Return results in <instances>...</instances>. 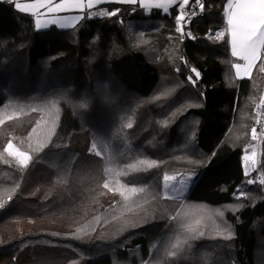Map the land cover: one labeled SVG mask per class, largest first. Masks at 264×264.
Wrapping results in <instances>:
<instances>
[{
    "label": "trees",
    "instance_id": "1",
    "mask_svg": "<svg viewBox=\"0 0 264 264\" xmlns=\"http://www.w3.org/2000/svg\"><path fill=\"white\" fill-rule=\"evenodd\" d=\"M16 1L0 0V264H264V46L238 78L228 0L188 26L178 6L113 2L41 29ZM184 170L193 184L165 195Z\"/></svg>",
    "mask_w": 264,
    "mask_h": 264
},
{
    "label": "snow or ice",
    "instance_id": "2",
    "mask_svg": "<svg viewBox=\"0 0 264 264\" xmlns=\"http://www.w3.org/2000/svg\"><path fill=\"white\" fill-rule=\"evenodd\" d=\"M9 2H14V0H9ZM103 2V0H97V3ZM124 2L133 3L135 0H124ZM46 3V0H45ZM188 0H182L181 3V12L180 15L176 17L177 23L185 19L184 13L182 11L183 5L187 4ZM196 4H200V0H195ZM41 7L40 3H31V4H19L15 3V8L21 12L28 13L31 9H38ZM85 5L80 3H72L70 5H65L63 3L58 4L55 8L48 6V11H61V10H80L83 11ZM88 8L93 7V0H88V4L86 5ZM147 7V5H145ZM153 7L163 8L162 4H154ZM228 8L233 9L234 11H227V24L229 26L231 32V52L234 56L242 57L246 62L245 65L236 64L235 68L239 71L243 68L245 72L252 66V62L258 58L259 48L264 46V0H243V2H237L233 5L232 0H229ZM203 10V6L201 5V11ZM167 12V9H164ZM111 15H116V12H112ZM89 18H92L91 16ZM52 24H56V20L51 21ZM37 29L47 28L49 27L48 23L41 24L40 20H36ZM177 32L182 33L181 28L176 29ZM217 39H223L224 32H216L214 34ZM191 36V33H189ZM196 74L199 78L200 73L196 71L195 68L191 70ZM187 79L193 85L196 84L195 80H192L191 76H188ZM167 121H165V124ZM131 124H128V127H131ZM255 133V130H253ZM9 155L17 157L19 159V163L23 166H27L28 162L31 160V156L19 150H14L13 145L11 143L8 144ZM245 160L248 159L247 156L244 157ZM140 165H146L148 168L154 167L156 165V161H146L142 160L139 162ZM129 167L133 170H139L137 165H129ZM245 174L247 175V171L245 170ZM175 179V177H169L167 175L164 176L165 181H169ZM190 180L194 181L195 177H190ZM264 183V181H260ZM252 183V181H249ZM107 187V185H105ZM129 192L135 193L138 191L135 188H131L128 190ZM139 191H143L140 189ZM11 199V197H9ZM4 205L0 203V207ZM203 235V233H201ZM231 238V234L228 237Z\"/></svg>",
    "mask_w": 264,
    "mask_h": 264
},
{
    "label": "rangeland",
    "instance_id": "3",
    "mask_svg": "<svg viewBox=\"0 0 264 264\" xmlns=\"http://www.w3.org/2000/svg\"><path fill=\"white\" fill-rule=\"evenodd\" d=\"M229 2V1H228ZM237 2H243V0H235L233 3V5H235ZM16 3L19 4H31V3H40L41 7L38 9H31L29 11V13H31L34 18H35V23L36 20L39 19L41 24L44 23H48L49 26L52 24L51 21L52 20H56L57 23L55 25L59 26V27H72L73 25H75L79 19L84 15V12L86 11L85 9H87L88 7H86V5L88 4V0H63V1H59V0H17ZM65 4V5H70L72 3H80L85 5L83 11L80 10H61V11H52L49 12L48 11V6H51L53 8H55L56 5L58 4ZM162 4L164 7L160 8L161 10L164 11V9H167V11H169V9L173 6H181L182 0H135V2H133V4H139L141 5L144 10L146 11V13H148L149 10H151L152 8H156L153 7L154 4ZM145 5H147V7H145ZM89 10V16L91 17H101V16H105V15H109L110 13H112L111 8L108 7V5H103L100 7H96V8H88ZM226 10L227 11H234L233 9H229L228 8V4H226ZM180 15V14H179ZM226 17H227V12H226ZM228 32H229V36H230V41H231V32L228 26ZM256 124V123H255ZM254 128L255 125L252 129V138L254 140H258L260 141V138L262 137V135L260 136V138L255 137V133H254ZM14 150H19L17 147L13 146ZM256 151L252 148V147H248L245 150L244 153V157L247 156L248 159L245 160L244 159V164H245V168L246 170H252V168L255 166L256 164V160H257V156H256ZM18 162L19 159L17 157H15ZM198 175V171L197 170H184V171H176V172H172V173H168L167 176L169 177H175V179L169 180V181H165L164 180V192L165 195L167 196H181L183 195L188 188L193 184V182L196 180V177ZM195 177L194 181L190 180V177ZM30 222H26L25 227H28V224Z\"/></svg>",
    "mask_w": 264,
    "mask_h": 264
},
{
    "label": "built area",
    "instance_id": "4",
    "mask_svg": "<svg viewBox=\"0 0 264 264\" xmlns=\"http://www.w3.org/2000/svg\"><path fill=\"white\" fill-rule=\"evenodd\" d=\"M201 5L203 9L205 7L204 1L200 0V4H196L195 1L189 2L188 5L182 10L185 16V19L182 20L183 25H190L193 20L199 16L201 11ZM255 113L257 115V120L255 124V137L260 138L264 130V95L260 101L257 102Z\"/></svg>",
    "mask_w": 264,
    "mask_h": 264
},
{
    "label": "crops",
    "instance_id": "5",
    "mask_svg": "<svg viewBox=\"0 0 264 264\" xmlns=\"http://www.w3.org/2000/svg\"><path fill=\"white\" fill-rule=\"evenodd\" d=\"M59 1H63V0H59ZM228 1H229V0H228ZM234 1H235V0H232V2H234ZM113 2H117V3H129V2H124V0H103V2H99V3H97V0H93V7H92V8L100 7V6H103V5H106V4H109V3H113ZM188 3H189V0H188ZM188 3L185 4V5H183V9L188 5ZM228 3H229V2H227V4H228ZM140 6H141V5H140ZM141 7H142V6H141ZM92 8H91V9H92ZM178 8H179V10H180V12H181V6L178 5ZM183 9H182V10H183ZM85 10H88V8L85 9ZM180 12H179V14H180ZM261 48H262V47L259 48L258 58L252 62V66L248 69L247 72H245V71L243 70V68H242L241 70H239V71L235 68V65H236V64H241L242 66L246 64V62L243 60L242 57L236 56L237 58H239V61L236 62V63L234 64V71H235V74H236V76H237L238 78H247V77L251 76V74H252V72H253V69H254L255 65L257 64V62H258V60H259V58H260V55H261Z\"/></svg>",
    "mask_w": 264,
    "mask_h": 264
}]
</instances>
